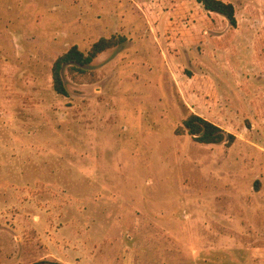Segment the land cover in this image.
I'll return each instance as SVG.
<instances>
[{
  "label": "rangeland",
  "instance_id": "obj_1",
  "mask_svg": "<svg viewBox=\"0 0 264 264\" xmlns=\"http://www.w3.org/2000/svg\"><path fill=\"white\" fill-rule=\"evenodd\" d=\"M224 1L0 0V264H264V0Z\"/></svg>",
  "mask_w": 264,
  "mask_h": 264
},
{
  "label": "trees",
  "instance_id": "obj_2",
  "mask_svg": "<svg viewBox=\"0 0 264 264\" xmlns=\"http://www.w3.org/2000/svg\"><path fill=\"white\" fill-rule=\"evenodd\" d=\"M204 8L210 12L223 15L232 26L237 25L235 7L231 2L224 0H200ZM126 41L124 35L100 37L92 43L87 52L80 50L77 45L71 46L66 52L59 55L53 63L52 80L54 90L63 96L68 95V89L64 83L62 71L65 66L83 71L91 65L94 59L105 50L122 45ZM183 128L197 141L205 144H230L235 136L226 132L214 122L196 114L190 113L183 122Z\"/></svg>",
  "mask_w": 264,
  "mask_h": 264
}]
</instances>
